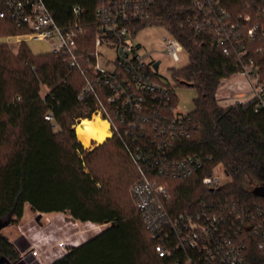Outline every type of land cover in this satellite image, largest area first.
I'll list each match as a JSON object with an SVG mask.
<instances>
[{
    "label": "trees",
    "instance_id": "obj_1",
    "mask_svg": "<svg viewBox=\"0 0 264 264\" xmlns=\"http://www.w3.org/2000/svg\"><path fill=\"white\" fill-rule=\"evenodd\" d=\"M46 1L62 23L76 4L85 7L84 19L91 21L101 0ZM222 3L234 18L250 7L248 0ZM150 13L151 19L141 21L137 30L161 25L182 43L189 63L173 68L172 75L178 85L196 90L190 135L173 140L170 155L211 157L204 171L192 177L164 179L169 209L182 212L203 199L216 205L236 201L264 207V197L254 193L264 186V106L257 107L255 99L225 106L217 97L221 81L240 70L241 46L222 41L213 29L197 32L191 26L197 13L194 0H154ZM22 32L13 19L0 17V257L21 261V251L3 229L30 206L37 213L60 212L74 221L105 224L48 264H182V251L167 256L156 251L161 237L137 207L132 188L141 175L124 140L113 135L90 149L77 138V120L90 118L97 108L93 95L78 97L85 77L61 55L34 53L27 41L13 50L5 38ZM92 40L91 32L80 38L89 51ZM245 43L264 77V35ZM154 76L160 80L158 73ZM166 84L172 104L178 106L174 88ZM49 114L52 119L46 118ZM218 164L230 181L213 188L202 178ZM248 248L249 264H264L259 243L250 242Z\"/></svg>",
    "mask_w": 264,
    "mask_h": 264
},
{
    "label": "built area",
    "instance_id": "obj_2",
    "mask_svg": "<svg viewBox=\"0 0 264 264\" xmlns=\"http://www.w3.org/2000/svg\"><path fill=\"white\" fill-rule=\"evenodd\" d=\"M54 3L59 5V0ZM153 3L154 0H101L89 22L84 19L85 7L76 4L71 8V16L61 23L46 0H0V17H10L19 29L24 30L7 38L12 48L27 39L52 41L51 51L64 57L70 68L85 77V85L78 97L84 100L93 95L97 106L93 115L107 121L110 137L118 135L124 140L141 175V180L132 188L137 207L154 224L155 236L161 237L155 246L160 256L182 251V264H249L250 242H258L264 249L262 205L250 207L236 201L216 205L203 199L182 212L173 213L168 207L170 193L164 179L192 177L204 171L206 161L211 157L170 155L173 140L190 135L189 111L172 104L171 87L154 76L159 73V69L154 68L157 60H147L151 52L143 55L140 46L131 38L141 21L151 19ZM194 4L197 13L191 26L197 32L213 29L221 35L222 41L241 46L237 51L240 59L237 73L248 77L257 107L264 106V77L249 56L245 43L264 35V0H248L249 11L238 12L236 18L222 0H194ZM257 17L261 21H257ZM90 32L94 35L91 51L80 42V38ZM161 43L170 59H179L184 48L177 38L168 32ZM105 50L111 51L114 57L103 67L99 59ZM225 80L221 81L218 90L227 87ZM46 118L53 116L49 114ZM83 119H78L77 124ZM220 173L230 177L218 164L210 174L203 176L202 181L213 188L220 187L225 184L221 182ZM71 222L79 224L78 221ZM87 223L100 230L105 226ZM29 230L26 236L35 237L29 252L42 260L37 242L41 241L43 246L50 241H43L42 236L36 238V231ZM44 233L45 239H50L51 233ZM171 236L172 245H166V239L168 242ZM77 238L66 233L57 242V247L63 254L81 243Z\"/></svg>",
    "mask_w": 264,
    "mask_h": 264
},
{
    "label": "rangeland",
    "instance_id": "obj_3",
    "mask_svg": "<svg viewBox=\"0 0 264 264\" xmlns=\"http://www.w3.org/2000/svg\"><path fill=\"white\" fill-rule=\"evenodd\" d=\"M164 35H168V31L166 30V28L164 26L161 25H148L142 29H140L139 31L136 32V34L131 37L132 38V42L135 45H139L140 46V52L145 55L148 52H151V55L149 57H147V60L150 59H154V60H161V64H160V68H159V73H158V77L160 78V80H162L165 83L170 84L173 88H174V92L176 93L178 100H179V104H178V108L181 110H188V111H192L195 108V98H196V90L191 87V86H186V85H178L176 80L173 78L172 75V69L173 68H180L183 67L185 65H187L189 63V54L186 50H182L179 53V59L178 60H174V59H170L169 56L164 52L163 46H162V38ZM8 37H6L5 39L7 40ZM9 40V39H8ZM27 43L30 47V49L34 52V53H46V52H50L52 50V41H48V40H40V39H27ZM18 47H14L13 50H18ZM114 55L111 53V51H104V55L100 57L99 62L100 64L105 67L107 65V60L109 58H113ZM245 76V75H244ZM246 78H248L247 76H245ZM226 105H230L228 103L224 104ZM97 115V114H96ZM95 115V116H96ZM101 117V116H99ZM90 118H94V115H92ZM103 118V117H101ZM85 119V118H84ZM77 124V122H76ZM74 125L75 128V133L76 136L77 131L76 128L78 125ZM77 138L79 139V137L77 136ZM107 139V138H106ZM80 140V139H79ZM81 141V140H80ZM82 142V141H81ZM104 142V141H103ZM103 142H98L96 140H90L88 145H85L83 143V145L86 148H94L99 144H102ZM220 178H221V182L223 183H227L230 181V177H227L223 174L220 173ZM131 190V187H130ZM59 213V214H58ZM38 213L34 212L33 210H31L30 206L26 207L24 216L20 219H18V221H16L15 223L5 227L3 229V232L7 235H9V237L11 238H18V235H27L28 233H30L29 228H31L32 232L36 231V235L38 237L43 238V241H50V244L43 245L41 246V241L37 242V246L39 248V252H41L43 255H45V252L49 249H51V251H56L57 257L60 256V254H62V250H59V248L57 247V242L62 239V237L64 235H66L65 230H69L68 234H71L75 237L78 236L77 240L79 242H82L84 239L88 238L91 234H94V232L99 231V228H93L92 225L94 224H90V223H82L79 222L78 225L72 224L71 220L69 217L67 218L63 213L60 212H50V213H46L45 216L36 221V215ZM30 227H25L27 221H29ZM43 221V222H42ZM43 223V224H41ZM44 224H46L47 226L50 225L49 227V231L47 230L44 234L46 233H51V237L50 239H45L46 237L43 236V232H41V230H46V227ZM42 228H41V227ZM88 229V231H87ZM80 230V231H79ZM64 231V232H63ZM76 231H79L78 233H76ZM39 235V236H38ZM80 235V236H79ZM31 238V237H29ZM27 241L28 243V238L22 236L21 239L18 240V244H20L22 241ZM36 243V242H35ZM25 248V247H23ZM31 247L27 250L22 249L23 252H25L24 257L21 261L17 262L16 264H26L27 262H29L31 260V257H28L30 255L29 251H30ZM40 253V254H41ZM41 257V256H40ZM54 257L52 260L49 261L52 262L55 258Z\"/></svg>",
    "mask_w": 264,
    "mask_h": 264
},
{
    "label": "crops",
    "instance_id": "obj_4",
    "mask_svg": "<svg viewBox=\"0 0 264 264\" xmlns=\"http://www.w3.org/2000/svg\"><path fill=\"white\" fill-rule=\"evenodd\" d=\"M226 83H227V87L220 89L217 91V97L220 100L221 104L224 105L225 103L228 104H234L236 102H240V103H244L247 102L249 100H251L253 98L252 92H251V85H250V81L248 78H246L244 75H242L241 73H236L233 76H231L230 78H226ZM54 213V212H53ZM39 214V213H38ZM37 214V215H38ZM46 213H42V218L45 216ZM59 214V213H58ZM66 217L67 215L65 213H63ZM37 215H36V221H37ZM31 220L27 221L25 227H30V222ZM43 222V221H42ZM43 224V223H41ZM46 227V230H41V232H46L50 225L47 226L46 224H44ZM41 227V226H40ZM42 228V227H41ZM49 231V230H48ZM66 233H69V230H65ZM22 236L27 237L28 238V243L27 241L25 242L24 240L18 244V240L22 238ZM18 238H11V240L17 245V247L19 248V250L21 251L22 255H25L22 249H29L30 247H32L34 245V241H35V237L29 238L26 235H18ZM47 244H50L47 243ZM25 247V248H23ZM30 253V252H29ZM56 251H51V249L47 250L45 252V255L42 256V260H40L38 257L36 256H31V254L28 257H31V260L29 262H27L26 264H48L50 260H52L54 257H56ZM23 258H21L22 260Z\"/></svg>",
    "mask_w": 264,
    "mask_h": 264
},
{
    "label": "bare ground",
    "instance_id": "obj_5",
    "mask_svg": "<svg viewBox=\"0 0 264 264\" xmlns=\"http://www.w3.org/2000/svg\"><path fill=\"white\" fill-rule=\"evenodd\" d=\"M77 125V136L85 145H88L92 139L103 142L111 136L109 124L99 115L94 116V118H85Z\"/></svg>",
    "mask_w": 264,
    "mask_h": 264
},
{
    "label": "water",
    "instance_id": "obj_6",
    "mask_svg": "<svg viewBox=\"0 0 264 264\" xmlns=\"http://www.w3.org/2000/svg\"><path fill=\"white\" fill-rule=\"evenodd\" d=\"M161 63V60H157L155 63H154V68L155 70H158L159 69V65ZM254 193L257 194V195H260L262 197H264V186H259L257 187L255 190H254ZM42 216V213H39L37 215V220H39ZM18 262L15 261V262H11V260L5 256H2L0 257V264H16Z\"/></svg>",
    "mask_w": 264,
    "mask_h": 264
}]
</instances>
